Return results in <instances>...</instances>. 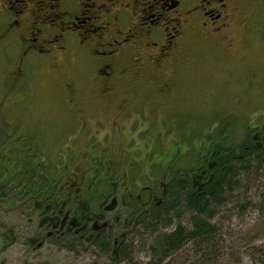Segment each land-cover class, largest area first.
I'll use <instances>...</instances> for the list:
<instances>
[{
    "label": "flooded vegetation",
    "instance_id": "flooded-vegetation-1",
    "mask_svg": "<svg viewBox=\"0 0 264 264\" xmlns=\"http://www.w3.org/2000/svg\"><path fill=\"white\" fill-rule=\"evenodd\" d=\"M237 41L250 52L259 49L264 54V0H0L1 248L4 242L13 243L10 234L18 237L1 223L17 213L27 227L35 228L30 245L61 244L74 251L108 237L112 258L118 260V253L134 242L141 229L145 231L165 203L173 182L171 163L178 156L153 177L149 171L154 164L148 161L142 166L122 155L106 162L96 155L105 153L98 144L78 149L76 140L82 141V135L89 144L101 134L109 141L120 134L97 116L93 125L82 122L89 118L87 105L94 100L105 116H113L117 131L121 120L129 122L132 117L131 126L138 121L153 126L157 121L151 114L159 105L155 100L165 99L170 111L187 108L191 100H185L181 88L189 68L200 67L209 56H229ZM62 63L83 69L58 92L45 94L57 102L43 104L39 101L43 86L35 78L39 73L54 75ZM260 71L264 77V58ZM55 79L60 84L59 77ZM139 95L142 115L132 107ZM58 109L77 123L76 132L60 149L53 121ZM44 110L50 118L40 117ZM182 115L168 119L167 130L161 133L164 140L177 135L175 148L159 153H188L186 135L176 127L185 125ZM226 123V129L210 136L215 143L199 135L198 141H204L193 153H235L234 147L240 145ZM262 124H249L242 139L244 151L264 153ZM211 125L219 127L220 119ZM130 135L129 142L134 140ZM141 135L147 137L145 131ZM119 153L146 152L136 148ZM205 164L195 168L201 172L195 181L205 177ZM90 170L94 179L87 176ZM100 185L110 190L99 191ZM18 233L22 237V230Z\"/></svg>",
    "mask_w": 264,
    "mask_h": 264
},
{
    "label": "rangeland",
    "instance_id": "rangeland-1",
    "mask_svg": "<svg viewBox=\"0 0 264 264\" xmlns=\"http://www.w3.org/2000/svg\"><path fill=\"white\" fill-rule=\"evenodd\" d=\"M263 58L264 54L259 49L250 52L245 44L237 41L234 43L232 54L229 56L216 54L213 57L209 56L200 67L196 69L190 67V73L187 75L188 81L181 88V92L186 98L185 100L187 102L191 100L190 104L185 109L170 111L164 106V103H166L165 99L155 100L156 105L159 102V105L162 106L158 105L156 111L151 114V116H154V122L157 121L153 126L152 124L144 123V121L143 124L138 121L135 128L134 125L131 126V122L135 120L132 117L129 122L121 120L117 127L119 131H117L116 126L112 125L114 122L113 116H105L103 111L97 108L98 105L93 100L92 102L94 103L87 105L90 108L89 118L83 119L82 122L93 125L97 116L96 119H100L102 124L113 127L114 132L120 134L114 141L103 139V134H101L98 136V140H93L89 144L88 138L82 135V141L78 142L76 140V145L79 144L78 149L85 150L92 144H98L97 147L104 149L105 153H96V155H102L106 162L115 161L117 157L122 155H126L129 158V163H139L138 165L145 166L148 161L154 164L153 169L149 171L151 176L154 177L163 173V169L166 168L169 161L176 154L158 152L162 149L166 151L167 149H174L173 139L177 136L173 134L170 139L164 140L161 133L167 130V125L165 124L170 123L169 120L179 119V114L182 113L183 117L181 118L186 119V123L184 126L180 125V128L186 135L187 149L189 151L188 153H183L182 156L177 157L171 163V171H190L195 165L194 156L196 153H193V150L200 143L198 141L199 135H204L208 138L215 134L218 135L224 125H227L224 123L229 121L230 133L234 135V140L238 141L244 138L249 124L252 127L263 126L264 93L262 89L264 87V77L260 71ZM62 64V67L54 75L39 73L38 77L35 78L43 86L40 94L44 95L39 100L43 104L48 103V101L50 103L53 101L57 102V99L52 97L47 99L45 94L51 93L53 90L58 92L60 86L68 83L82 68L80 66L72 67L66 63ZM55 76L59 77L60 84H56ZM244 84H248V89H246ZM139 99L140 95L138 99H133L132 107L138 108V114L142 115V109L138 106L141 105L138 103ZM204 101L208 103H204ZM62 111L66 112L58 109L57 113L53 114V121L59 131V149L67 144L68 135H74L76 132L75 126H77V123L74 125L72 117L65 114L62 115ZM45 112L46 110L40 111L42 113L40 117L50 118ZM141 117L144 118V116ZM217 118L220 119V126L213 128L210 124ZM61 126H63V129L60 128ZM169 127L171 128L170 125ZM154 128L157 130L152 134L151 130ZM69 129H71V132H69ZM93 129L95 128L93 127ZM108 131L113 133L110 129ZM143 131L146 132V138L141 135ZM130 132H132L134 140L129 142L130 137H132ZM156 134H158V139L153 142ZM62 135L63 140H60ZM160 137H162L161 140ZM136 148H142L146 153H119L121 150L130 151ZM152 150H154L153 153H148ZM77 154L83 155L84 153ZM14 155H19V153ZM147 171L145 170L144 173ZM261 174L262 176L258 178L259 180L250 183V186L245 183V188L240 192H238L239 190L236 191L232 196V200L221 209L218 220H223L222 237L226 247L221 250L223 257H220L217 260L219 263L216 262L215 264H260L257 258L250 256V253L252 252V246L257 247L255 248L256 250L264 251V248L260 247L261 245L264 246V171ZM87 176L90 179H94L93 170H90ZM109 190L110 187L100 185L99 191ZM116 196L119 200V192ZM248 202L251 203V206L244 208ZM5 219L1 223L11 228L7 229L8 231L15 230L19 238L15 237L16 235L14 234H10L13 240L12 245L4 242V247L1 248L3 243H0V264H142L151 257V249L156 243L158 233L168 232L172 228L159 224L154 232H146L141 229L131 244V251L128 252H131V258L113 261L109 255H105L96 247H89L88 245H84L82 249L74 251L61 246L44 245L42 247L36 244L30 245V240H33L32 230L35 228L27 227L23 216L21 219L17 213H11L9 218ZM190 219V213L185 212L181 219L177 218L173 223L176 225L181 222L183 225H189ZM18 229L22 230V237L18 233ZM195 252L193 246L187 247L184 253L182 252L181 256L179 255V260L174 262L168 259L165 264H192L191 262L197 260Z\"/></svg>",
    "mask_w": 264,
    "mask_h": 264
},
{
    "label": "trees",
    "instance_id": "trees-1",
    "mask_svg": "<svg viewBox=\"0 0 264 264\" xmlns=\"http://www.w3.org/2000/svg\"><path fill=\"white\" fill-rule=\"evenodd\" d=\"M176 127L180 128V124ZM226 127L224 125V128ZM203 141L200 140V143ZM235 141V144L240 145L234 147L235 153H196L192 170L171 171L173 182L169 196L144 228L146 232L156 231L159 224L172 228L168 232L158 233L156 243L151 249V257L142 264H165L168 259L176 262L181 253L190 246L194 247L197 255V260L191 262L192 264H215L220 257H223L221 250L226 245L222 237L223 220H218L219 213L232 200L236 191L243 190L245 183L250 186V183L258 181L262 176L261 172L264 171V153L254 149L250 152L244 151L242 139ZM206 142L215 143L210 138ZM213 149L215 150L216 147L214 146ZM176 154L178 158L183 155V153ZM213 163H215L214 167H210ZM201 164H205V177L203 180L197 178L195 181L193 178L195 175L201 176V172L195 171V168L200 167ZM247 206H251V203H246L244 208ZM185 212L191 215L189 225H183L181 222L175 225L173 221L177 218L181 219ZM59 246L69 249V246L61 244ZM94 247L103 254L109 255L113 261L131 258V252H128L131 251L132 245H128L118 253V260L112 258L113 243L108 237L99 240ZM252 247L250 256L257 258L260 264H264V251ZM260 247L264 248L262 245Z\"/></svg>",
    "mask_w": 264,
    "mask_h": 264
}]
</instances>
